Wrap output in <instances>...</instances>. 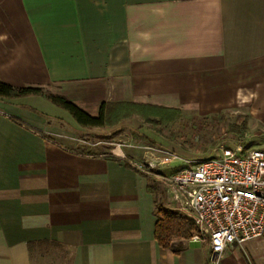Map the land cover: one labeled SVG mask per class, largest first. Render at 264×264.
<instances>
[{"label":"crops","instance_id":"1","mask_svg":"<svg viewBox=\"0 0 264 264\" xmlns=\"http://www.w3.org/2000/svg\"><path fill=\"white\" fill-rule=\"evenodd\" d=\"M0 79L91 115L103 102L245 109L264 129V0H0ZM41 98L0 97V264L211 263L206 241L156 240L150 175L130 164L148 145L85 151L82 125L54 123ZM217 264H264V234Z\"/></svg>","mask_w":264,"mask_h":264},{"label":"built area","instance_id":"2","mask_svg":"<svg viewBox=\"0 0 264 264\" xmlns=\"http://www.w3.org/2000/svg\"><path fill=\"white\" fill-rule=\"evenodd\" d=\"M146 149L149 154L144 159L130 160V164L167 184L176 210L198 227L190 240L209 243L210 264H217L228 246L264 234L263 148L239 143L200 159H186L150 145ZM177 160L185 165L171 174L156 171L159 165Z\"/></svg>","mask_w":264,"mask_h":264},{"label":"rangeland","instance_id":"3","mask_svg":"<svg viewBox=\"0 0 264 264\" xmlns=\"http://www.w3.org/2000/svg\"><path fill=\"white\" fill-rule=\"evenodd\" d=\"M32 103L47 113L48 118L54 123H60L63 127L79 126L68 109L47 98ZM74 133L80 140V148L85 151L98 149L114 153L118 147L128 148L129 144L150 145L169 149L186 159L214 157L223 147L239 143L247 148L260 147V142L264 140V129L261 124L253 121L245 109L213 114L183 111L173 121L156 126L135 114L112 126L93 128L79 126ZM183 165L185 162L177 160L169 165H159L156 171L171 174ZM151 176L156 179V199L166 207L176 210L167 184L159 177ZM184 240L186 239H182Z\"/></svg>","mask_w":264,"mask_h":264},{"label":"trees","instance_id":"4","mask_svg":"<svg viewBox=\"0 0 264 264\" xmlns=\"http://www.w3.org/2000/svg\"><path fill=\"white\" fill-rule=\"evenodd\" d=\"M25 95H45L53 103L68 109L76 121L86 127L112 126L135 114L140 115L146 122L153 125H165L176 119L183 111L178 107H167L157 104L139 102H103L97 115H91L65 95L48 91L44 86L25 85L15 86L0 79V97L11 98ZM150 189L156 194L155 177L149 176ZM157 223L155 238L158 243L176 252L183 249L182 239L190 238L198 227L195 221L178 210L166 207L156 199Z\"/></svg>","mask_w":264,"mask_h":264}]
</instances>
